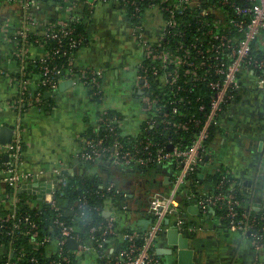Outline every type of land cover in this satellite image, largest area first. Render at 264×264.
<instances>
[{"label":"crops","instance_id":"obj_1","mask_svg":"<svg viewBox=\"0 0 264 264\" xmlns=\"http://www.w3.org/2000/svg\"><path fill=\"white\" fill-rule=\"evenodd\" d=\"M89 8L85 13L84 3L76 6L85 16L87 38L75 52L73 61L80 69L90 67L101 71L100 98H95L99 95H93V90L80 81L70 82V76L65 75L59 81L65 84L60 87L58 83L56 89L41 92L40 101L15 104L27 60L44 55L41 48L29 45L17 33L24 26L43 32L60 8L39 1L27 13L18 0L0 2V126L21 125L26 145L22 170L42 171L52 184L56 176L53 170L63 164L69 175L100 172L109 177L102 164H91L82 156L86 134L96 126L103 110H115L123 115L121 126L126 134L139 133L147 117L138 81L145 58L143 39L158 33L162 17L152 10L142 21H134L126 7L116 0L97 2ZM139 24L145 28L141 29ZM27 78L32 94L40 92V75ZM243 85L239 96L218 119L209 154L198 168L199 191L204 194L212 190V175L222 167L236 179L246 209L264 213V91L252 77L244 78ZM173 176L174 171L167 163L155 172L145 169L135 175L123 171L111 175L124 199L121 207L110 204L104 209L109 212L106 218L116 222L115 231L117 228L145 230L151 222L150 196L155 192L166 194ZM165 177H169V183L164 182ZM145 178L151 180L147 188L134 181ZM43 185L44 189L35 185V192L31 191L37 194L39 202L44 201L45 193L52 188L49 182ZM5 190L6 184L0 183V199ZM142 192H148L144 202ZM167 218L169 222L164 220L155 241V252L164 264H180L178 250L168 240L169 228L178 229L188 238L194 264H264V249H256L249 235L230 230L222 213L213 207L203 208L196 198L181 201L178 212ZM142 219L148 221L146 227L140 223ZM122 239L121 234L107 238L102 248L92 246L93 242L88 240L92 247L76 254L74 264H114ZM57 249L58 243L53 240L46 246V256H53Z\"/></svg>","mask_w":264,"mask_h":264},{"label":"built area","instance_id":"obj_2","mask_svg":"<svg viewBox=\"0 0 264 264\" xmlns=\"http://www.w3.org/2000/svg\"><path fill=\"white\" fill-rule=\"evenodd\" d=\"M23 9L28 13L35 6V0H18ZM110 0H86V4L90 7L97 2H108ZM124 6L132 5L134 11L139 10V7L134 0H116ZM221 5L229 6L232 10L229 13L221 11ZM159 6L163 10L169 12L170 17L165 24L175 29V34L183 37L178 43L176 51L178 54L172 55L161 41L165 37L163 27L159 28L157 35L151 38H144L143 45L145 46V58L155 61L159 59L163 62V66L173 64L175 68L167 70L164 75H159L160 70L157 66H152L154 75L165 81L170 86L182 88V85L190 81L195 82L204 80L209 88L212 89V95L209 101V107L200 106L201 110H205L206 114L203 120L191 118V121L198 126V132L192 143L186 148L175 145L171 140L168 142L167 149L156 148L151 150L154 144L152 140H147L143 144V150L146 154L140 155L132 151H122V144L114 142L111 154L112 162L121 168H128L132 165H158L165 164L168 160L176 161L178 170L174 173L171 180V185L166 194L155 192L150 196L149 211L151 213L150 225L143 231L134 230L132 232L122 233L123 239L129 241V245L120 251L119 257L115 259L114 264H164L160 257L155 252V241L162 231L164 220L177 213L181 204L180 195L184 186L188 183V177L191 173L199 168V165L209 154V139L213 127L218 125V119L223 110L239 96L244 89V78L252 77L255 79L259 89L264 91V57L258 58L253 54V45H259L264 50V0H160ZM159 6H155L153 11L159 10ZM72 6L66 8L69 11ZM186 9H196V15L193 17L198 25L204 24L206 28L203 30V37L196 36L195 39L188 41L185 39V26L190 25L189 21H180L176 17V11L184 12ZM211 16V19H210ZM132 17V16H131ZM163 19V18H162ZM164 23V20L161 24ZM59 25V28L56 26ZM138 27L144 29L143 24ZM182 27V29H181ZM163 28V29H162ZM198 29H200L198 27ZM228 29V30H227ZM31 29L24 26L18 31V35L26 42V38ZM73 30L68 26L65 19H60L56 23H49L43 31L44 34L50 35L52 38H57L69 35ZM80 41L72 40L71 48H76L80 45ZM191 50L195 52V58L192 57ZM45 53L41 57L44 61ZM195 59H198L195 61ZM71 65L68 72L60 68L42 66L43 75L41 77V85L48 86V89H56L61 77L69 75L74 81H80L92 91L93 95H100L102 92L101 77L102 73L96 68H81L77 74L73 72V58H70ZM151 68L143 62L141 72L138 75V81L143 90L142 101L145 105V110L152 114L150 119L151 126L157 122L158 116L163 123L173 125L177 129H187L189 122H183L177 119V116L185 115V112L180 108V104L185 100L182 96L175 97L169 103L171 109H164L166 105L161 104V99L157 95H153L151 91V80L148 76ZM202 72L200 74L199 72ZM20 93L15 104L28 103L33 104L42 98V93L32 94L29 90V78L24 75L20 78ZM160 103V104H159ZM108 110H103L98 117L100 125L109 126L114 130L113 124L121 126V119L107 117ZM146 117V118H147ZM85 146L82 151L84 160L100 161L104 157L106 147L103 146V139L97 141L90 137H85ZM24 146L25 139L23 128L19 123L14 125L12 141L2 145L6 153L5 161L0 167V183L9 184L12 191L5 190L0 199V210L6 209L8 212L5 215H0V231L7 229V234L11 236V241L19 236H28L31 240L38 236V225L31 220L28 214H20V197L23 185L31 184V190L34 191L35 185L51 183V190L45 193L44 201L50 203L55 209H58L55 203V193L61 185L66 183V169L64 164L53 170L55 183L52 184L50 178L45 177V173L25 172L22 170L24 163ZM172 146L171 149L169 147ZM94 164V163H91ZM131 168V167H130ZM219 170V169H218ZM221 181L217 187H222V184L227 179L229 172L226 169H221ZM235 182L230 183V188L226 192H208L204 194L191 193L189 198H196L198 203L203 208L213 207L223 210V214L227 219V224L230 230L238 231L249 235L254 247L258 250L264 249V213H253L246 209H239L240 200L234 192ZM115 187L114 183H110L107 187L111 190ZM40 191V189H36ZM35 192V191H34ZM33 192V193H34ZM22 193L34 195L28 188L23 189ZM36 199L37 194H36ZM31 202V201H30ZM39 202V201H38ZM34 203V202H33ZM105 212V211H104ZM107 217V216H106ZM108 224L103 230L104 238L108 233L114 232V219L107 218ZM262 221V223H261ZM61 226L60 234L57 238H44L37 241V245L51 243L56 240L58 249L53 255L55 258L49 264H62L71 262L76 254L85 251L92 246L102 248L104 243L97 240L92 234L87 239L91 240L92 246L83 240L79 234L74 233V228L64 224L63 221L57 220ZM96 231V227L91 228ZM141 236L142 242L138 244L135 238ZM75 238L77 240V248L70 250L66 247L67 240ZM12 243V242H11ZM48 243V244H49ZM47 244V245H48ZM27 252L22 247L16 250L12 245L0 246V264H22L23 258ZM31 262V257L28 259ZM32 260H36L32 258ZM109 263V261L107 262Z\"/></svg>","mask_w":264,"mask_h":264},{"label":"trees","instance_id":"obj_3","mask_svg":"<svg viewBox=\"0 0 264 264\" xmlns=\"http://www.w3.org/2000/svg\"><path fill=\"white\" fill-rule=\"evenodd\" d=\"M36 2H46L52 6H59L58 14L55 18L49 20V23H56L58 20L65 19L68 22V26L73 30L69 35L60 37V40L57 38H52L50 35L44 34V32L37 29H31L29 32L26 42L29 45H33L36 48H41L46 55L44 61L41 60V57H35L33 59L27 60L26 65V76L33 77L38 74L40 77L43 75L42 66H48L50 68L57 67L62 69L65 72L70 70L71 65L69 64L70 58L74 56L75 52L82 46L84 41L87 38V30L85 24V16L81 15L80 12L76 9L77 4L81 2L84 3V12L87 13L90 8L85 3L86 0H35ZM136 1L139 10L134 11L132 5L125 6L126 11L129 16L134 21H142L148 14L149 11H152L155 6H159L160 0H134ZM173 1V0H171ZM1 2V0H0ZM72 6V8L67 11L66 8ZM229 6L221 5V11L226 13L231 12ZM196 9H186L184 12L176 11V17L180 21H189L191 24L185 26V39L191 41L195 39L196 36L203 37V30L206 28L204 24L198 25L194 21V16L197 14ZM158 13L163 18L164 23L160 24L158 28H165L163 33H165L164 39L161 41L163 47L167 49L172 55L178 54L176 51L177 43L183 39L182 36L176 35L175 29L166 25L165 22L169 19L170 14L167 10L161 9L159 6ZM211 19V16H210ZM33 19H31L32 22ZM60 26L57 25L56 28ZM198 27L200 29H198ZM162 28V29H163ZM182 29V27H181ZM228 30V29H227ZM157 35V33H156ZM18 38H21L20 35H17ZM155 36V35H154ZM153 36V37H154ZM72 40L80 41V45L76 48L70 47V42ZM259 45H253V54L258 58L264 57V50L258 47ZM192 57L195 58V52L191 50ZM198 59H195L197 61ZM145 65H148L151 70L148 73V76L151 80V91L153 95H157L161 99V104L166 105L164 109H171V104L169 103L175 97H183L185 100L180 104V108L185 112L183 116H177V119L183 122H189L187 129H177L173 125H167L161 121V118L158 116V120L154 125L151 126L150 119L153 117L151 113H148V117L143 121L140 126V131L137 134H126L124 133L122 126L118 124L114 125V130H111L109 126L98 125L97 122L95 127L90 128L87 132L86 137L97 141L98 139H103V146L106 147L105 155L100 159V161H88L89 163L102 164L103 169L108 172V178L103 176L100 172L88 175H69L65 173L66 183L61 185L58 191L55 193V203L58 206V209H55L47 202H38L34 195H27L26 193H18L20 197V214H28L31 217V220L35 222L38 226V236L32 238L31 240L28 236H19L13 241H11V236L7 234V229L0 231V246L2 244L6 246L12 245L16 250H20L22 247L27 252V255L21 261L22 264H49L55 256H46V246L39 244L37 241L44 238H57L61 231V226L57 223V220L63 221L64 224L72 226L74 228V233L79 234L83 240H86L91 236V234L99 241L103 242L102 232L108 224V219L104 215V209H106L110 204L115 206L122 205L123 195L122 190L119 185L115 183V187L111 190H108L107 187L110 183H114L111 175L119 173V171L126 172L127 174L135 175L138 171L141 170H157V165H132L128 168H121L115 165L111 160L112 146L114 142H119L122 144V151H132L134 154L139 153L140 155L146 154V151L143 150V144L147 140H152L154 144L151 146V150L156 148L167 149L168 142L171 140L175 145L182 148L189 146L195 134L198 132V126L191 121V118H197L198 120H203L206 114V109L209 107V101L212 95V89L209 88L204 80H200L193 84V81H190L189 85L187 83L182 85V88H177L176 86H170L165 81H162L158 77L164 75L167 70L175 68L173 64L167 65L165 68L163 62L159 59L152 61L147 58L144 59ZM155 65L159 68V75H154L152 72V66ZM73 72L79 73L80 68L76 67L74 64L72 67ZM202 74V72H199ZM102 84V80H101ZM48 86L42 85L38 91L44 92ZM101 94L98 97L99 99ZM159 103V104H160ZM206 107L205 110H201L200 106L203 105ZM101 115V113H100ZM107 117L112 119L117 117L118 119H123V115L115 110H108ZM217 130V126L213 127L211 138L209 139V150L210 142ZM26 145L24 146V150ZM6 153L3 149H0V167L5 161ZM204 160V159H203ZM172 168V170L177 172L178 167L176 161L168 160L166 162ZM131 167V168H130ZM224 168L220 167L219 170ZM217 170L212 175L213 186L210 192H226L230 188V183L235 182L234 192L240 200L241 206L239 209H244V195L239 189V185L236 179L229 173L227 174V179L222 184V187H217L221 181V171ZM135 172V173H134ZM198 169L191 173L188 177V183L184 186L181 201L184 202L189 200L191 193L200 194L199 191V176ZM6 189L12 191V187L7 184ZM31 201V202H30ZM35 202V204L33 203ZM219 213L225 214L223 210L217 209ZM8 210H0V215H5ZM227 221V219H226ZM264 221V219H263ZM262 223V221H261ZM96 227V231H92L91 228ZM116 222H114V232L108 233L104 238H112L116 234H122L124 232H132L134 230L143 231L142 229H118L115 231ZM135 241L140 244L142 242L141 236L135 238ZM12 242V243H11ZM129 245L127 239H122L121 249L126 248ZM31 257V262L28 260ZM35 258L36 260H32ZM75 258H72L69 263L62 264H74Z\"/></svg>","mask_w":264,"mask_h":264},{"label":"water","instance_id":"obj_4","mask_svg":"<svg viewBox=\"0 0 264 264\" xmlns=\"http://www.w3.org/2000/svg\"><path fill=\"white\" fill-rule=\"evenodd\" d=\"M72 80L73 79L71 78L70 82H72ZM64 84L65 83H59L60 87L63 86ZM46 94L48 95L49 92H46ZM13 132H14V125L13 124L4 123L2 126H0V143L2 145L10 143L12 141ZM263 143L264 142L262 141V144ZM171 148H172V146L169 147V149H171ZM162 166H163V164L157 165L158 169H161ZM164 182L169 183V177H165ZM40 186L42 187V189H44L43 184H41ZM25 188H28V191H32L31 190V184L23 185V187H22V189H20V191L22 192L23 189H25ZM104 215L108 216L109 212L105 211ZM165 222L168 223L169 218H166ZM140 223L144 227H146L148 221L146 219H142V220H140ZM167 236H168L169 242L172 243L173 246L175 248H177V250H178L180 264H194V261H193L194 252L192 249L189 248L190 243H189L188 238L183 237V235L176 228H169L167 230ZM77 244L78 243H77V240L75 238H69L67 240V247H72V248L76 249ZM158 252L160 253L161 251H158Z\"/></svg>","mask_w":264,"mask_h":264},{"label":"flooded vegetation","instance_id":"obj_5","mask_svg":"<svg viewBox=\"0 0 264 264\" xmlns=\"http://www.w3.org/2000/svg\"><path fill=\"white\" fill-rule=\"evenodd\" d=\"M134 181H137L138 185H144L143 188L149 187L148 185L151 183L150 178H145V181L140 180V179H134ZM147 193L148 192H142L140 194V196L143 198V200H142L143 202H144V200L146 201V199H148Z\"/></svg>","mask_w":264,"mask_h":264}]
</instances>
